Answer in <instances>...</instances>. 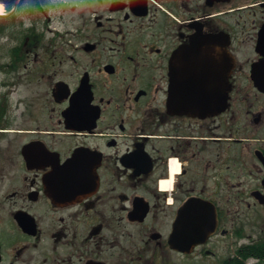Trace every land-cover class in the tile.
Wrapping results in <instances>:
<instances>
[{"label": "flooded vegetation", "instance_id": "af4514ba", "mask_svg": "<svg viewBox=\"0 0 264 264\" xmlns=\"http://www.w3.org/2000/svg\"><path fill=\"white\" fill-rule=\"evenodd\" d=\"M75 7L11 48L0 264H264V0Z\"/></svg>", "mask_w": 264, "mask_h": 264}, {"label": "rangeland", "instance_id": "374dc122", "mask_svg": "<svg viewBox=\"0 0 264 264\" xmlns=\"http://www.w3.org/2000/svg\"><path fill=\"white\" fill-rule=\"evenodd\" d=\"M77 1L41 0L35 4L32 1L23 0L13 20L8 22L0 20V106L3 109L0 124L6 123L8 127H11L10 124L25 119L27 116L24 111L28 105L30 106V99L36 91H44L46 88L45 83L30 82L26 74L19 78V74L12 71L11 48L25 40L28 27L45 26L47 18L44 12H49L53 16L55 13L63 12V20L54 25L61 28L74 27L79 17V11L75 7ZM2 4L4 12H9L7 5Z\"/></svg>", "mask_w": 264, "mask_h": 264}, {"label": "bare ground", "instance_id": "6f19581e", "mask_svg": "<svg viewBox=\"0 0 264 264\" xmlns=\"http://www.w3.org/2000/svg\"><path fill=\"white\" fill-rule=\"evenodd\" d=\"M0 14H4V5L0 3Z\"/></svg>", "mask_w": 264, "mask_h": 264}]
</instances>
